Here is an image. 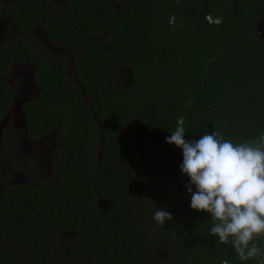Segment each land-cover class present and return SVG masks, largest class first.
I'll return each instance as SVG.
<instances>
[{
    "label": "trees",
    "instance_id": "16d2710c",
    "mask_svg": "<svg viewBox=\"0 0 264 264\" xmlns=\"http://www.w3.org/2000/svg\"><path fill=\"white\" fill-rule=\"evenodd\" d=\"M8 14L22 30L38 23L52 42L77 53L75 77L89 99L66 84L64 65L32 54L26 42L1 47L0 122L15 96L6 80L10 65L33 63L40 93L22 107L28 137L56 127L68 146L55 168L56 187H16L18 194L1 200L7 208L0 215L12 209L16 217L13 242L27 256L21 264H52L53 255V264L264 260L242 262L210 234V215L190 208L182 150L165 140L181 117L186 140L216 132L238 144L264 131V40L256 30L264 0H66L59 19L22 0ZM101 136L98 162L92 143ZM158 207L173 217L164 227L153 221ZM70 230L71 241H52Z\"/></svg>",
    "mask_w": 264,
    "mask_h": 264
},
{
    "label": "clouds",
    "instance_id": "9594fccd",
    "mask_svg": "<svg viewBox=\"0 0 264 264\" xmlns=\"http://www.w3.org/2000/svg\"><path fill=\"white\" fill-rule=\"evenodd\" d=\"M185 133L181 117L165 140L182 150L179 169L189 181L190 208L210 215V234L230 244L240 261L264 258V247L256 243L264 241V131L238 144L218 138L216 132L195 140H186ZM172 219L162 207L153 216L158 227Z\"/></svg>",
    "mask_w": 264,
    "mask_h": 264
},
{
    "label": "flooded vegetation",
    "instance_id": "af4514ba",
    "mask_svg": "<svg viewBox=\"0 0 264 264\" xmlns=\"http://www.w3.org/2000/svg\"><path fill=\"white\" fill-rule=\"evenodd\" d=\"M21 1L22 0H0V50L5 43L13 42L17 44L23 41L29 45L32 54L39 55L43 60L64 65V75L69 67L74 71L72 61L77 55L76 52H71L69 49L58 46L52 42L38 23H35L27 31L22 30L20 24L16 23L14 20V16L8 14L13 11ZM35 1L41 4L46 14L52 15L53 18H62L61 15L66 5V0ZM51 1H53L55 5ZM19 20H22L21 16ZM91 39L100 40V36L95 35ZM39 43L45 46L47 52L38 50L37 45ZM27 69L31 70L28 76H26ZM36 70L37 67L33 63L14 62L10 65L8 75L6 76L7 80L9 74L15 72L13 77L17 76L18 82L16 83L23 88L27 87L26 91H21L23 93L26 92V103L36 100L40 93V89L34 81ZM73 78L77 80L75 72L73 73ZM67 79L68 77L66 75V84L70 85ZM7 82L11 84L10 81ZM32 87L35 90L34 94L36 96L31 95ZM14 92L13 107L11 105L12 110L10 108L5 117V123L0 126V209L7 208L4 206L5 204L1 202L4 196L10 197L13 194H18V191H15L16 187L42 188L45 185L52 188L56 187L59 183L55 177L57 176L55 168L58 162L66 161L64 155L68 148L65 143L59 140L58 129L56 127H48L34 139L28 137V131L24 120L25 115L23 114L22 118L20 110L15 109V101L19 93L15 90ZM62 173L63 176L61 180H66L67 170L64 169ZM38 180H42V183L39 184L37 182ZM19 199L20 197L17 199V202ZM9 211L8 217L0 215V222L12 220V222L0 224V264H21L25 262L24 260L27 256L21 255L20 247L16 242H13L12 231L14 228L11 226L15 225L14 220L16 217L11 213L12 209H9ZM34 212L36 217H39V212ZM58 234L60 236L72 234L71 238L60 243L61 245L71 241L75 236V232L72 230L62 231ZM52 238L54 243H58L56 236ZM33 251L34 250H31V253ZM55 259L57 260L58 256L53 255L51 260L49 259V262L53 264Z\"/></svg>",
    "mask_w": 264,
    "mask_h": 264
},
{
    "label": "rangeland",
    "instance_id": "374dc122",
    "mask_svg": "<svg viewBox=\"0 0 264 264\" xmlns=\"http://www.w3.org/2000/svg\"><path fill=\"white\" fill-rule=\"evenodd\" d=\"M52 3H54L53 1H51ZM54 5H55V3H54ZM96 36H100V38H102V36L104 37V33H102V34H99V35H96ZM38 50H43V51H46L47 52V49H45V46L42 44V43H39L38 45ZM28 70V71H27ZM26 70V76H28L29 75V73L31 72V70H29V69H27ZM73 73H74V71L73 70H71V67H69V68H67V70H66V73H65V76L67 75V77H68V83L70 84V86H76V87H78V85H77V80H75L74 78H73ZM15 74V72H11L10 74H9V76L7 77V81H10V85L12 86V88L16 91V92H18L19 94H18V96H17V98H16V102H18L19 100H21V99H24L25 98V96H26V92H21V91H26V88L27 87H25V88H23L22 86H20V85H18L16 82H18V80H17V76L16 77H13V75ZM12 81V82H11ZM117 81H119L121 84H124V86H126L127 85V77H124V76H121L120 77V80H117ZM20 84V83H19ZM22 87V88H21ZM34 92H35V90L32 88V92H31V95H33L34 94ZM11 110H12V108H11ZM98 145L99 144H97V143H95V144H93L92 143V154H91V159L92 160H97V157H98V152H99V147H98ZM39 184L40 183H42V180H38L37 181ZM71 236H72V234H64L63 236H60L59 234L58 235H56V239H57V242H58V244L59 243H63V241H67L68 239H70L71 238ZM157 254L159 255V256H166L167 255V253H166V251L165 250H163V249H159V250H157Z\"/></svg>",
    "mask_w": 264,
    "mask_h": 264
},
{
    "label": "water",
    "instance_id": "95a60500",
    "mask_svg": "<svg viewBox=\"0 0 264 264\" xmlns=\"http://www.w3.org/2000/svg\"><path fill=\"white\" fill-rule=\"evenodd\" d=\"M256 30H257V32H258V35L260 36V39L261 40H264V24L263 23H258V24H256ZM128 72V76H129V79L132 81V79H131V76H130V73H129V71H127ZM77 85H78V87L81 89V93H82V95H83V99H84V101L85 102H88L89 101V99L87 98V96L84 94V89H83V86H82V84H81V82L79 81V80H77ZM33 88V87H32ZM32 96H36L35 94H33ZM26 97V96H25ZM27 102V98L25 99H21V100H19L18 102H16L15 101V109H19L20 110V113H22L21 114V117L23 118V114H24V111L22 110V105L24 104V103H26ZM12 107H13V104H12ZM5 121H6V118L5 119H3L1 122H0V126L1 125H3L4 123H5ZM99 153H98V157H97V159H98V162L101 160V155H102V136L100 137V139H99Z\"/></svg>",
    "mask_w": 264,
    "mask_h": 264
}]
</instances>
